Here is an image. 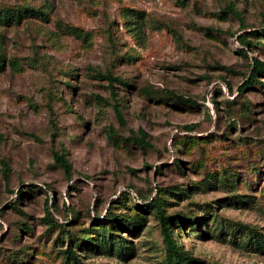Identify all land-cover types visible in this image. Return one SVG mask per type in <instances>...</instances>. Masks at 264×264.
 Masks as SVG:
<instances>
[{"label": "rangeland", "instance_id": "rangeland-1", "mask_svg": "<svg viewBox=\"0 0 264 264\" xmlns=\"http://www.w3.org/2000/svg\"><path fill=\"white\" fill-rule=\"evenodd\" d=\"M25 9L46 16L0 20V264H69L70 244L81 264H163L157 200L204 264H264L247 232H229L264 235V75L238 91L250 59L264 63V39L250 35L264 30V0H0V13ZM140 129L151 148L130 141ZM116 223L125 257L97 250Z\"/></svg>", "mask_w": 264, "mask_h": 264}, {"label": "trees", "instance_id": "trees-1", "mask_svg": "<svg viewBox=\"0 0 264 264\" xmlns=\"http://www.w3.org/2000/svg\"><path fill=\"white\" fill-rule=\"evenodd\" d=\"M3 14V15H2ZM222 14L225 16L231 15L233 17L240 18L234 8L231 6L227 7L224 11H222ZM2 15V18H0L1 21L4 23H9L12 21L19 22L23 17H37V18H45L46 15L44 13L40 12L39 10L35 9H25L24 11H5L4 13H0V16ZM126 17H135L139 18L140 15L138 12H134L132 10H127V14L125 15ZM134 22V21H133ZM74 32L77 34V30H74ZM258 34L256 31L251 32V36L256 40L257 38L259 39H264V30H262L259 34V37L256 36ZM85 37H88L85 35ZM238 43L243 46V49L245 50L246 47L250 46L253 43L249 39H247L244 36H238L236 38ZM242 54L247 58V54L245 52H242ZM252 63L249 65L250 68V73L249 76L244 80L243 84L239 87V93L244 92L245 90L249 88H254L256 84L259 83L258 77L261 75H264V63L256 60V59H250ZM2 69V65H0V71ZM102 80H105L108 82V85L112 89V84L116 83L122 86H128L126 82L120 80L119 78H115L110 74H105V75H98ZM168 98L169 100H173L177 106H194L196 105L194 101L178 96L172 92L168 93ZM114 111L119 119V121H122V116L120 113V110L118 107L114 104ZM187 131H192L194 129L193 126L185 127ZM129 141V140H128ZM131 142L136 144L142 149H147L151 148V144L146 140V134L143 130H138L137 135H132ZM55 162L60 166V168L63 170L65 175L70 174L71 166L66 160L65 154H60L54 155ZM3 168L5 169V172L8 171L7 166L2 163ZM179 164L177 163L176 166ZM6 179V178H5ZM224 182V187L226 186V181L223 179ZM210 181H207V184H209ZM32 188V186H31ZM25 191L23 190H18L17 191V199L24 197ZM48 200L45 201L47 210H48ZM17 201V200H16ZM10 209L13 210H18L16 208V202L13 204H9ZM150 210L154 213V216L159 224L160 228V233L162 236V241L164 244V260L163 264H204L202 261H200L198 258L193 257L186 251H183L182 249L179 248V246L176 243V231H174V227H177V232H183L184 228L180 224L181 220L176 219L174 217H168L162 208L161 203L157 201H153L150 203ZM3 210H0V213H2ZM20 213V211L18 210ZM47 215L49 216V220L47 221V226L49 228H55L58 227V223L50 216L49 211H47ZM190 225L188 228H196L200 229V226H203L204 222L199 220V223L197 220L191 221L189 223ZM128 230H132V228H135L137 225V222L129 223L126 224ZM207 225V224H206ZM119 223H116L114 225L110 226H102L101 227V234H98V245H97V250L99 253H109L111 254L113 251L116 252L118 255L125 257L130 251V248L127 246L126 240L122 239L121 237H118L117 235L113 234L112 231H114V228H118ZM234 229H236V232H234ZM239 230H242V234H245L247 232V235L244 237L247 239L246 243H244V248L247 251H254V252H259V253H264V235L254 231L250 230L248 227H243L241 225H235L234 228L229 229V232L233 234L231 237L233 242H239L238 238V233ZM245 230V231H244ZM201 231V230H200ZM203 233V232H202ZM106 234V237H105ZM89 239V238H88ZM70 240L72 242H75V246L77 248L81 247V239H76L70 237ZM64 257L67 260V263L69 264H81L79 261V258L77 254L75 253L74 249L72 248V245L70 244L66 250L63 252Z\"/></svg>", "mask_w": 264, "mask_h": 264}]
</instances>
